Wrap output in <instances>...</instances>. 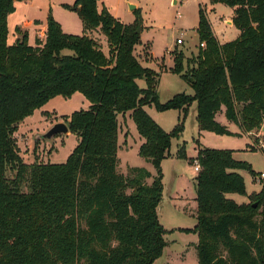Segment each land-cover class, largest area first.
<instances>
[{
    "label": "trees",
    "instance_id": "obj_1",
    "mask_svg": "<svg viewBox=\"0 0 264 264\" xmlns=\"http://www.w3.org/2000/svg\"><path fill=\"white\" fill-rule=\"evenodd\" d=\"M234 9L239 37L221 44L200 8L198 55L174 51L172 73L193 95L160 103V74L135 55L141 18L126 25L98 0L63 5L76 13L83 35L66 34L52 14L44 42L29 44L28 32L8 42V18L15 0H0V264H154L166 247L158 217L163 199L162 162L179 139L189 108L197 104L200 131L239 136L216 121L225 118L250 134L264 124V0H210ZM139 15V10H135ZM39 24V23H36ZM100 30L108 53L92 37ZM71 53H66V52ZM66 53V54H65ZM146 82V88L138 85ZM81 93L88 110L68 121L79 143L64 164H23L14 137L18 126L50 100ZM182 111L172 132H165L146 107ZM130 117L142 138L138 155L151 163L119 172V117ZM234 150L200 149L196 177L197 225L181 232L198 236V264H264V187L239 205L229 194L246 195L237 170L254 178L251 166L234 159ZM187 159L185 147L179 151ZM15 172L13 179L8 173ZM153 179L152 184L148 183ZM27 183L28 191H23ZM256 205V207H255Z\"/></svg>",
    "mask_w": 264,
    "mask_h": 264
},
{
    "label": "rangeland",
    "instance_id": "obj_2",
    "mask_svg": "<svg viewBox=\"0 0 264 264\" xmlns=\"http://www.w3.org/2000/svg\"><path fill=\"white\" fill-rule=\"evenodd\" d=\"M74 2L75 0H15V11L8 18L9 44H14L17 40L19 35L16 32L17 26L34 19L46 22L50 14L54 18L66 19L59 10L68 12L63 5H73ZM100 2L102 9L105 7L126 25H132L138 17L141 18V42L135 48V55L144 67L160 74L158 96L162 104L167 103L177 94H194V90L180 75L172 73L174 68L172 53L183 52L186 59L198 55L200 8L205 10L211 31L218 41L232 42L240 35L233 23L234 9L226 4L213 6L210 0H100ZM131 6H135V10H139L140 15L135 10H131ZM69 19L73 27L72 31L79 32L67 34L82 35V30L78 28L79 18ZM227 21H232V25L226 24ZM92 37L102 46L104 52L108 53L106 38L101 31L92 33ZM178 39H183V44L178 45ZM35 45L36 42L33 46ZM138 85L142 89L146 88L144 80H139ZM89 107L90 102L81 93H76L69 99L58 96L21 122L14 137L23 164L26 166L64 164L79 143L77 135L70 132L67 135H57L50 140L42 136L57 123L64 122L68 125V121L63 120L62 116L71 117L73 113L88 110ZM145 109L167 133L172 132L184 116L182 111L158 112L154 106ZM196 117L197 104L194 103L189 108L184 132L179 139H172L170 153L173 155L176 153V159L167 158L164 167L161 165L164 192L157 212L159 221L166 230L164 236L166 247L162 257L154 264H198V236L181 231L194 229L197 225L196 177L199 172H195V164L190 160L197 159L200 149L234 150L236 161L250 165L257 176L264 173V124L250 135L243 133L237 125L231 123L226 127L239 133V136H221L210 132H202L203 136H201ZM216 121L225 126L227 121L225 114L219 115ZM119 123L121 153L118 151V157L121 158V162L118 170L128 175L131 168L124 161V152L130 153L134 160L139 161L137 163L131 160L133 164H145V161L137 154L140 144L139 134L130 113L120 116ZM182 146L185 147L187 159L179 156ZM149 166L154 172V167ZM236 172L244 179L246 195L229 194L227 198L239 205L248 204L251 202L249 196L259 194L263 189L264 179L256 180L246 170ZM14 175L15 172L10 171L9 179L15 178ZM149 183L151 184L152 180ZM22 189L25 192L29 190L27 183Z\"/></svg>",
    "mask_w": 264,
    "mask_h": 264
},
{
    "label": "crops",
    "instance_id": "obj_3",
    "mask_svg": "<svg viewBox=\"0 0 264 264\" xmlns=\"http://www.w3.org/2000/svg\"><path fill=\"white\" fill-rule=\"evenodd\" d=\"M101 2H100V0H98V10L99 11H101V7H100V4ZM217 5V4H216ZM213 6H215V5H213ZM59 12H60V14H62V15H64L65 17H66V19H58L57 17H55L56 18V21H58L60 24H61V26H62V29H63V31L64 32H66V34L67 33H78L79 31H76V32H74V31H72L73 30V27H72V25H71V23H70V19L69 18H71V17H73V18H79L78 17V15L76 14V13H73V12H63V11H60L59 10ZM64 17V18H65ZM80 20V19H79ZM78 20V28L80 29V30H82V35H83V33H84V28H83V24H82V22H80ZM36 23H39V24H36ZM226 24H228V25H232V21H227L226 22ZM17 28H20L21 30H22V32H28V35H29V44L30 45H34V43L36 42V40H40L41 42H44L45 41V39H46V32H47V21L46 22H42V21H40V20H38V19H34V20H29V21H26V22H24V24H22V25H20V26H17ZM239 33H240V31H239ZM20 38V35H18V37H17V39H19ZM221 44H225V43H223V42H221V41H219ZM66 54V53H65ZM225 114V108H223L222 109V111L216 116V119H217V117L219 116V115H224ZM227 120V119H226ZM231 124V122H229L228 120L225 122V126H227V125H230ZM228 128V127H227ZM232 133H234V134H239V133H237V132H234V131H232L231 129H229ZM200 131V130H199ZM204 133V131H200V135L201 136H203L202 134ZM202 133V134H201ZM205 133H207V132H205ZM240 135V134H239ZM250 135V134H249ZM138 140H139V147H138V151H139V148H140V146H141V144L143 143V140H142V138L139 136L138 137ZM119 147H121V145H119ZM137 151V152H138ZM119 152L121 153V148H119ZM138 154V153H137ZM124 161L126 162V163H128V165H130V168H144V169H146L147 171H149L151 174H152V176H155L156 175V170L153 172L151 169H150V166L149 165H152L151 163H149V162H147L145 159H143L144 161H145V164H138V165H136V164H133V162H137V163H139V161H137V159H135L134 160V158L130 155V153H125L124 152ZM172 157V158H171ZM234 157H235V153H234ZM133 158V159H132ZM141 158V157H140ZM169 158H171V159H176V153L173 155L172 153H170V157ZM119 160H120V162H121V158H119ZM133 162H132V161ZM167 160H164L163 162H162V166L164 167V163L166 162ZM141 162V161H140ZM130 163H132V164H130ZM153 166V165H152ZM154 167V166H153ZM197 176V175H196ZM150 180H152V182H153V179H149L148 180V183H149V181ZM150 184V183H149ZM152 184V183H151ZM164 192V191H163ZM172 194V202H174L173 201V199H174V197H173V193H171ZM228 196V195H227ZM195 205V204H194Z\"/></svg>",
    "mask_w": 264,
    "mask_h": 264
},
{
    "label": "water",
    "instance_id": "obj_4",
    "mask_svg": "<svg viewBox=\"0 0 264 264\" xmlns=\"http://www.w3.org/2000/svg\"><path fill=\"white\" fill-rule=\"evenodd\" d=\"M136 7L135 6H131V10H135ZM142 30H141V25H139L138 30H137V34L141 35ZM263 131H264V125H263ZM70 133V128L69 126L64 123H57L55 124L45 135H43L42 137L44 139L50 140L52 138H54L57 135L63 134V135H67ZM256 207V205H255Z\"/></svg>",
    "mask_w": 264,
    "mask_h": 264
},
{
    "label": "built area",
    "instance_id": "obj_5",
    "mask_svg": "<svg viewBox=\"0 0 264 264\" xmlns=\"http://www.w3.org/2000/svg\"><path fill=\"white\" fill-rule=\"evenodd\" d=\"M177 44L178 45H181V44H183V39H178L177 40ZM201 48H205V43H202V44H200L199 45ZM195 172L196 173H198V172H200V170H201V167H200V164H199V162L198 161H195ZM262 179H264V173H262L260 176H257L256 177V180H259V181H261Z\"/></svg>",
    "mask_w": 264,
    "mask_h": 264
}]
</instances>
